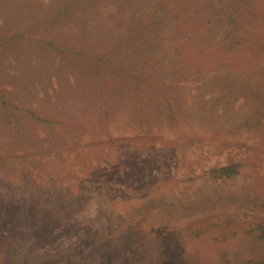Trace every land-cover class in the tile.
I'll list each match as a JSON object with an SVG mask.
<instances>
[{
  "label": "rangeland",
  "instance_id": "374dc122",
  "mask_svg": "<svg viewBox=\"0 0 264 264\" xmlns=\"http://www.w3.org/2000/svg\"><path fill=\"white\" fill-rule=\"evenodd\" d=\"M258 262L264 0H0V264Z\"/></svg>",
  "mask_w": 264,
  "mask_h": 264
},
{
  "label": "trees",
  "instance_id": "16d2710c",
  "mask_svg": "<svg viewBox=\"0 0 264 264\" xmlns=\"http://www.w3.org/2000/svg\"><path fill=\"white\" fill-rule=\"evenodd\" d=\"M239 167H240V165L239 164H234V165H230V166H227V167H224V168H221L220 170H219V172H222L223 173V171H225L224 173H226L227 174V176H229V177H233V176H235V175H237L238 174V172H239ZM214 172V171H213ZM215 173V172H214ZM221 174V173H220ZM217 175V174H216ZM218 176V175H217ZM217 176H215V178H217ZM212 180H214V181H217V179H214V178H211ZM250 264H264V262H258V263H250Z\"/></svg>",
  "mask_w": 264,
  "mask_h": 264
}]
</instances>
